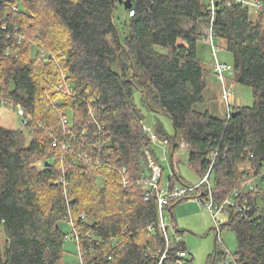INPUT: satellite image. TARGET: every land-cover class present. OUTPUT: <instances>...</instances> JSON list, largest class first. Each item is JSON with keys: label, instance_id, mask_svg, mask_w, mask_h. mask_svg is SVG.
<instances>
[{"label": "trees", "instance_id": "1", "mask_svg": "<svg viewBox=\"0 0 264 264\" xmlns=\"http://www.w3.org/2000/svg\"><path fill=\"white\" fill-rule=\"evenodd\" d=\"M128 2L0 0V103L14 111L20 105L31 132L24 145L22 135L0 125V264H65L73 228L80 264L159 263L166 237L158 226L157 191L145 200L140 179L150 174L146 150L159 166L160 160L142 129V107L170 120L172 137L159 121L153 131L171 149L182 133L201 177L210 171L215 205L247 200L242 211L228 205L219 227L234 233L236 264H264V206L252 183L264 180V0L254 8L256 19L249 15L253 7L235 0ZM117 3L126 14L124 32L114 20ZM209 28L232 55L226 82L248 86L253 98L246 106L229 97L225 103L220 86L224 117L207 106L197 55ZM59 82L73 96L56 90ZM176 176L167 180L170 190L178 186ZM185 198H171L165 208L172 215ZM69 214L73 226L65 231L61 223L69 224ZM166 233L168 253L184 252L191 264L182 231Z\"/></svg>", "mask_w": 264, "mask_h": 264}, {"label": "rangeland", "instance_id": "2", "mask_svg": "<svg viewBox=\"0 0 264 264\" xmlns=\"http://www.w3.org/2000/svg\"><path fill=\"white\" fill-rule=\"evenodd\" d=\"M118 3V11L114 12V20L121 32H124L121 23L126 17V14L122 6ZM13 9H16L15 5ZM249 15L251 19H256L257 11L254 8H250ZM19 39L22 40V37ZM213 41L215 45L220 46L217 52V59L221 62L232 64V55L225 49L222 40L213 37ZM201 42L199 41L197 46V55L205 68V77L208 82L205 89L206 97H208L206 98L207 106L212 113L224 117L226 105L220 97V84L215 74L212 73V64L214 62L212 50L208 43ZM229 98L234 106L251 105L253 99L251 89L246 85H241L236 82ZM134 101L138 106H141L140 92L138 90H134ZM203 106L206 105L197 104L196 108L198 110H203ZM142 112L144 115L143 123L147 127L154 128V124L159 121L163 125L168 136L172 137L174 135L171 122L165 115L155 114L152 111H147L143 107ZM0 125L5 128L13 129L22 135V143L24 145L29 143L31 139L30 130L23 125L19 116L11 106L2 103H0ZM181 136L182 133L180 131L175 134V143L177 146L172 149L170 145L167 144V140H160V142H155L153 144V152L160 160V167L162 168L160 174L161 188L168 185L167 180L173 173L178 177L176 184L179 186H181V182L196 185L202 179L201 173L199 172L200 165L198 161L189 160L190 147ZM102 183L103 180L99 179V186H101ZM252 183L259 185L260 193H256L255 197L257 204L260 207L264 206V180L257 178V180ZM197 192L198 189L192 190L187 195V198L176 203L172 208V215L164 206L162 214L165 217L169 235L173 237L176 229L182 231V233H178V235L180 240L184 242L187 257L190 258L191 264H236L233 257V253L236 249L234 233L227 227L221 228V242L216 243V226L214 221L217 222V225L224 223L227 220V214L220 212L217 214L216 219H214L211 212L203 203L205 202L204 198L207 196L199 197L201 200L200 202L195 198L197 197ZM61 227L65 231L71 229L70 224L64 222L61 223ZM65 247L67 249L65 264H80L76 244L71 240H66Z\"/></svg>", "mask_w": 264, "mask_h": 264}, {"label": "built area", "instance_id": "3", "mask_svg": "<svg viewBox=\"0 0 264 264\" xmlns=\"http://www.w3.org/2000/svg\"><path fill=\"white\" fill-rule=\"evenodd\" d=\"M236 2L248 6V7H253V8H257L260 5V0H235ZM132 13V11L130 12ZM213 30L212 28H209L207 34H206V38L204 39L206 43H208L211 47L212 50V55L214 57V62L212 64L213 70L215 71V75L217 76V78L219 79L220 82V86H221V95L222 98L224 99L225 103H228V97L229 94L232 93L233 91V87H234V82L230 81V82H226V78L225 75L227 74V72L232 70V67L228 64H225L223 62H220L217 59V52L219 51V47L217 45L214 44L213 41ZM56 90H60V91H64L66 92V94H68L69 96H73V92H72V88L70 86H67L64 83H58L57 87L55 88ZM56 102L54 101L53 104H55ZM15 112L16 114L19 116L21 122L24 124L25 123V119H24V111L22 109V107L20 105H18L15 108ZM229 113V111H228ZM69 122V119L65 116L62 118V124L66 125ZM103 128V126L99 125V130H101ZM142 129L143 131L146 133V135L149 137V139L151 140L152 143L155 142H160V139L156 136V134L153 131V128L147 127L143 121H142ZM70 131L67 130L66 133H69ZM74 139V137H72ZM55 143L59 144L61 146V148L67 149L69 148L70 144L69 143H63L57 139L54 140ZM146 154V162L148 165V169L150 171V174L146 175V174H142V177L140 179V182L142 184V186L144 187V189L146 190V196H145V200H148L149 198V192L150 190H156L157 191V208H158V216H159V222H158V226L161 229V231L164 233L165 237H166V242H165V248L163 250H160V259H159V263L158 264H163V260L166 258H170L171 260L167 263V264H187L184 257H186V253L184 252H176L174 256H171L167 249L169 247V240L167 238V224L165 223V217L162 214L163 208L164 206L169 202V200L171 198H180L183 196H187L192 190L194 189H198L197 192V197H195L197 200H200L199 197H201L204 189L202 188V185L205 184L206 185V189L208 190V195H207V199H205V202H203L207 209L211 212L212 217L214 219H216V216L218 213L220 212H227V206L228 205H236L235 210L236 211H242L244 209H241L242 207H246L247 204V200L246 199H242L240 201H232L231 199H225L221 204L219 205H215V203L213 202L212 196L209 192L210 190V184L208 182V176H204L202 177V179L200 180V182L196 185H192L190 187L187 186H175L172 190H170L168 188V185H166L164 188H161L160 186V180H161V167L155 163L154 159L151 157L150 153L148 150L145 151ZM80 157V155H79ZM82 158H84V160H89L87 157V154L84 153L82 154ZM125 168L122 167L121 168V172H124ZM123 182L126 184L128 182V178L125 177V179H123ZM235 196L238 195L237 192L234 193ZM247 208V207H246ZM235 211V212H236ZM240 214H244V213H240ZM84 216L81 215V218H83ZM68 222L70 224V226H73V221H72V217L69 214L68 216ZM215 226H216V240L218 242H221V237H220V227L219 225H217V222L214 221ZM149 229H152L151 226H148ZM70 240H73L75 243L78 242V232L73 228L70 235ZM178 239V237H177Z\"/></svg>", "mask_w": 264, "mask_h": 264}, {"label": "water", "instance_id": "4", "mask_svg": "<svg viewBox=\"0 0 264 264\" xmlns=\"http://www.w3.org/2000/svg\"><path fill=\"white\" fill-rule=\"evenodd\" d=\"M125 6L126 7H129L130 6V3L128 2V0H125Z\"/></svg>", "mask_w": 264, "mask_h": 264}, {"label": "bare ground", "instance_id": "5", "mask_svg": "<svg viewBox=\"0 0 264 264\" xmlns=\"http://www.w3.org/2000/svg\"><path fill=\"white\" fill-rule=\"evenodd\" d=\"M209 172H210V171L208 170L204 176H208ZM204 176H203V177H204Z\"/></svg>", "mask_w": 264, "mask_h": 264}, {"label": "crops", "instance_id": "6", "mask_svg": "<svg viewBox=\"0 0 264 264\" xmlns=\"http://www.w3.org/2000/svg\"><path fill=\"white\" fill-rule=\"evenodd\" d=\"M220 86V85H219Z\"/></svg>", "mask_w": 264, "mask_h": 264}]
</instances>
